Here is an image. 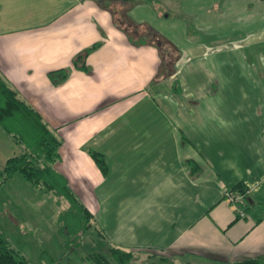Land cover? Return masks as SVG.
<instances>
[{
	"label": "crops",
	"instance_id": "crops-1",
	"mask_svg": "<svg viewBox=\"0 0 264 264\" xmlns=\"http://www.w3.org/2000/svg\"><path fill=\"white\" fill-rule=\"evenodd\" d=\"M130 5L137 22L147 15L172 30L189 58L129 36L107 0H0V75L60 138L52 167L105 244L135 261L264 255V0ZM94 42L85 70L73 67ZM57 68L67 75L54 84L47 72ZM89 149L103 155L104 174ZM237 183L243 216L222 198ZM87 197L109 199L105 216Z\"/></svg>",
	"mask_w": 264,
	"mask_h": 264
},
{
	"label": "trees",
	"instance_id": "trees-1",
	"mask_svg": "<svg viewBox=\"0 0 264 264\" xmlns=\"http://www.w3.org/2000/svg\"><path fill=\"white\" fill-rule=\"evenodd\" d=\"M98 42L77 52L71 60L73 67L85 70V56ZM67 75L65 68L49 70L47 77L56 84ZM0 126L10 136L11 140L20 145L19 153L8 156L0 165V184L14 173H19L32 186L51 191L57 197L63 198L67 205L56 214L57 229L63 238V247H79L81 237L92 226V213L79 201L69 188L62 174L57 172L52 163L57 160L60 138L46 125L40 114L26 101L21 99L0 75ZM183 140H186L182 136ZM102 174L106 172L103 155L93 149L88 150ZM190 172L197 165L191 159L187 160ZM230 190H238L245 194L242 183H237ZM223 198V197H222ZM17 218V217H16ZM17 221V219H16ZM48 254V253H46ZM156 256L159 262L166 264L170 258L164 255ZM93 264H128L139 258L138 253L124 250L114 245L104 244L99 250L85 254ZM50 262L53 258L50 257ZM0 264H31L0 230ZM221 264H264V255L246 257Z\"/></svg>",
	"mask_w": 264,
	"mask_h": 264
},
{
	"label": "rangeland",
	"instance_id": "rangeland-1",
	"mask_svg": "<svg viewBox=\"0 0 264 264\" xmlns=\"http://www.w3.org/2000/svg\"><path fill=\"white\" fill-rule=\"evenodd\" d=\"M151 3L150 6L155 9L160 8L155 1H151ZM130 4L131 0H107L109 9L114 12L115 17L129 36L134 39L143 38V40L158 46L165 52V57L175 56L177 61L189 58L188 52L185 53L183 48L173 43L172 30L168 31V27L160 25L158 20H152L147 15H144L146 16L143 17L144 21L137 22L134 16L127 12ZM185 34L189 33L185 32ZM162 72L164 73V70L158 73ZM20 150V145L13 142L0 126V165L8 156L17 154ZM23 181L27 186L23 184ZM87 198L81 200L91 209L94 216L98 220L102 215L105 216L104 214L97 215V212L101 209L103 212L109 210V199L104 198L98 202L96 198ZM56 200H58L57 203ZM209 200L205 201L204 199L202 202H209ZM65 205L66 201L63 198L57 197L51 191L34 188L21 174L14 173L11 178H7L0 185V230L31 264H93L87 260L85 254L89 251L99 250L105 244L104 237L100 236L97 231L101 223H93L85 231L79 247L64 248L63 238L57 229L55 215L57 210ZM50 257L53 258L52 262L49 261ZM128 264H163V262H159L156 257H145L137 261L132 260ZM166 264L216 263L203 259L201 261L193 256L185 255L178 259H171Z\"/></svg>",
	"mask_w": 264,
	"mask_h": 264
},
{
	"label": "built area",
	"instance_id": "built-area-1",
	"mask_svg": "<svg viewBox=\"0 0 264 264\" xmlns=\"http://www.w3.org/2000/svg\"><path fill=\"white\" fill-rule=\"evenodd\" d=\"M222 197L233 207L237 216L244 215V204H245V194L238 190H230L229 188H223Z\"/></svg>",
	"mask_w": 264,
	"mask_h": 264
}]
</instances>
